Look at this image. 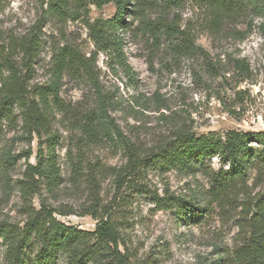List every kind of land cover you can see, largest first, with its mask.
I'll use <instances>...</instances> for the list:
<instances>
[{
	"label": "rangeland",
	"instance_id": "obj_1",
	"mask_svg": "<svg viewBox=\"0 0 264 264\" xmlns=\"http://www.w3.org/2000/svg\"><path fill=\"white\" fill-rule=\"evenodd\" d=\"M46 10L47 0H0V47L6 56L17 53L15 59L24 73L23 53L12 51L11 46L34 33L42 38L41 54L29 73L30 85L50 79L53 47L71 43L87 56L96 50L84 22H59ZM116 12L117 5L111 3L102 9L91 6L89 16L91 20L109 19ZM124 15L126 27L119 35L130 75L111 62L106 52L99 53L97 66L102 89L113 99L109 115L143 152L157 150L179 133L224 136L231 130L264 131V37L260 31L264 0L225 22L219 31L211 28L209 11L196 0H186L179 7L156 5L144 10L131 1ZM175 16L182 28L190 29L196 47L204 53L180 55L160 33L162 23ZM237 59H245L247 72L237 67ZM2 61L0 54V76ZM63 81L64 108L54 110L52 117V131L60 136L56 154L62 180L57 186L41 181L39 192L24 190L21 181L27 166L45 156L47 136L30 138L16 105L12 119L0 114V221L22 227L28 206L37 210L46 206L57 220L93 231L100 221L93 213L104 219L110 215L124 236L118 248L133 264H229L227 257L238 239L244 203L264 190V175L255 179L253 172L247 188L220 202L211 199L212 183L200 164L196 170L143 168L138 183L146 192L126 185L118 188L112 172L100 176L91 188L85 173H76L71 159H82L84 172L95 163L120 167L127 162L125 147L117 135L110 138L101 131L91 142L79 126L97 111L95 88L86 79L65 76ZM205 162L208 169L222 167L218 157ZM155 192L180 196L192 203L191 210L158 209L151 194ZM4 249L1 239L0 264H6ZM57 264H67L64 255Z\"/></svg>",
	"mask_w": 264,
	"mask_h": 264
},
{
	"label": "trees",
	"instance_id": "obj_2",
	"mask_svg": "<svg viewBox=\"0 0 264 264\" xmlns=\"http://www.w3.org/2000/svg\"><path fill=\"white\" fill-rule=\"evenodd\" d=\"M131 1L136 3L139 10H144L156 5L179 7L186 0H47L46 12L57 21L80 19L84 22L96 50L87 56L82 49L71 43L53 47L50 79L43 84L30 85L29 78L32 63L40 56L43 47L42 38L37 33L20 39L11 46L12 51L23 53L21 64L27 73H24L20 63L16 61L17 53L6 56L5 50L0 47V54L3 56L0 76L1 116L7 120L12 119L16 105L20 110L24 131L29 137L47 136L46 154L40 156L37 163L28 164L25 178L21 181L22 187L27 192L37 193L40 191L41 181L53 187L62 180L56 154L60 136L52 131V117L54 110L63 111L61 88L64 77L70 76L86 79L95 88L98 98L97 111L85 117L80 129L91 142L96 140L99 131L110 138L113 134L117 135V139L123 142L127 155V162L123 166L106 167L95 163L87 165L86 172L82 171V159L76 162L72 158L74 170L79 176L85 173L89 187L95 188L100 176L112 172L118 188L126 185L146 192V187L138 183L143 168L154 165L163 171L173 166L182 170H196L200 168V164L212 183L211 199L226 200L235 191L238 195L248 187L246 184L253 172L257 173L255 179L264 175L263 130H231L224 136L215 132L203 135L179 133L157 150L146 153L124 135L109 115L113 99L102 89L97 60L100 52H106L111 62L130 75L131 69L119 31L126 27L124 14ZM196 1L209 11L211 28L219 31L225 22L239 18L250 5L259 6L262 0ZM111 3L117 5V12L113 17L91 20V6L102 9ZM177 18L175 16L171 21L163 22L159 27L160 33L166 35L175 52L180 55L195 54L199 50L204 53L203 49L196 47L190 29L182 28ZM260 31L264 37V23L260 24ZM154 38L158 39L159 35L154 33ZM236 65L243 72L249 70L245 59H237ZM213 157H218L221 163L222 167L218 170L208 169L209 166L206 165L205 160ZM151 194L158 209L179 208L184 212L191 210L192 203L180 196L170 193L161 196L156 192ZM250 199L242 209L238 222V239L227 257L229 264H264V190L258 191ZM26 212L27 219L22 227L0 221V240L5 244L6 264H57L61 255L65 256L67 264H133L118 248V243L124 236L118 223L110 215L104 219L105 216L99 217L93 213L100 221L95 230L86 231L57 220L46 206L40 210L28 206Z\"/></svg>",
	"mask_w": 264,
	"mask_h": 264
}]
</instances>
